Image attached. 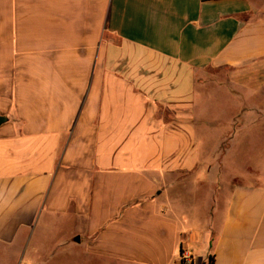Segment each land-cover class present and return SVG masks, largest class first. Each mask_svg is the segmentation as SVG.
I'll return each instance as SVG.
<instances>
[{
    "label": "crops",
    "instance_id": "0c3cea01",
    "mask_svg": "<svg viewBox=\"0 0 264 264\" xmlns=\"http://www.w3.org/2000/svg\"><path fill=\"white\" fill-rule=\"evenodd\" d=\"M258 66L264 0H0V245L264 264V168L236 183L197 137L241 99L200 75Z\"/></svg>",
    "mask_w": 264,
    "mask_h": 264
},
{
    "label": "rangeland",
    "instance_id": "374dc122",
    "mask_svg": "<svg viewBox=\"0 0 264 264\" xmlns=\"http://www.w3.org/2000/svg\"><path fill=\"white\" fill-rule=\"evenodd\" d=\"M236 76L240 77L238 82H235ZM200 78L197 84L200 91H235L241 95L240 103L235 100L230 102L228 97L223 96L220 101L223 109L219 111L214 107V101L208 106L209 103L201 100L203 105L199 107V111L200 108L204 111L203 115L209 124L201 126L204 129L197 132L202 152L206 156L219 154L222 161H226L228 177L236 170V183L253 182V178H241V171L250 170L251 175L249 172L247 175L253 177L254 173L264 168V67H251L244 71L208 69ZM217 118L220 119L216 123L214 120H218ZM230 137L246 140L234 143ZM218 141L221 142L219 146L213 145ZM224 180L226 179L222 178V183ZM226 181H232V178ZM43 236L44 240L41 241L35 236L28 243L19 241L10 247L0 245V264H116L111 261L86 259L79 254L73 257L67 253L55 256L52 236Z\"/></svg>",
    "mask_w": 264,
    "mask_h": 264
},
{
    "label": "built area",
    "instance_id": "2783aa9c",
    "mask_svg": "<svg viewBox=\"0 0 264 264\" xmlns=\"http://www.w3.org/2000/svg\"><path fill=\"white\" fill-rule=\"evenodd\" d=\"M181 261L184 264H192V256L189 254L188 251H183L181 254Z\"/></svg>",
    "mask_w": 264,
    "mask_h": 264
},
{
    "label": "water",
    "instance_id": "95a60500",
    "mask_svg": "<svg viewBox=\"0 0 264 264\" xmlns=\"http://www.w3.org/2000/svg\"><path fill=\"white\" fill-rule=\"evenodd\" d=\"M8 120L6 116L0 115V126Z\"/></svg>",
    "mask_w": 264,
    "mask_h": 264
},
{
    "label": "trees",
    "instance_id": "16d2710c",
    "mask_svg": "<svg viewBox=\"0 0 264 264\" xmlns=\"http://www.w3.org/2000/svg\"><path fill=\"white\" fill-rule=\"evenodd\" d=\"M213 256L211 257V259H210V264H212L213 263Z\"/></svg>",
    "mask_w": 264,
    "mask_h": 264
}]
</instances>
